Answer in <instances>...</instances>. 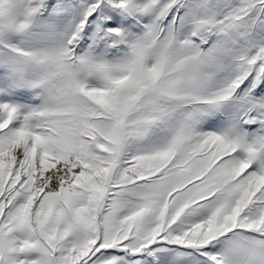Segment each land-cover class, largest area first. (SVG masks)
I'll return each instance as SVG.
<instances>
[{"label": "snow or ice", "instance_id": "obj_1", "mask_svg": "<svg viewBox=\"0 0 264 264\" xmlns=\"http://www.w3.org/2000/svg\"><path fill=\"white\" fill-rule=\"evenodd\" d=\"M0 264H264V0H0Z\"/></svg>", "mask_w": 264, "mask_h": 264}]
</instances>
